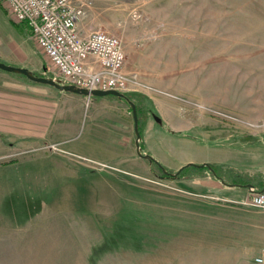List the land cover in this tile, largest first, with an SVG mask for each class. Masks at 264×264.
Masks as SVG:
<instances>
[{"label":"rangeland","instance_id":"rangeland-1","mask_svg":"<svg viewBox=\"0 0 264 264\" xmlns=\"http://www.w3.org/2000/svg\"><path fill=\"white\" fill-rule=\"evenodd\" d=\"M85 1H89L88 8L80 29L101 28L122 39L124 72L132 88L125 92L132 97L91 95L81 100L82 94L7 71L9 84L3 83L0 92L13 89L30 94L28 116L35 130L44 125V118L48 130L68 128L67 134L51 133L47 140L86 142L91 137H107L113 145L125 135L137 151L129 101H138L145 113L153 111L163 120L156 122L153 145L162 156L160 163L172 173L194 158V162L208 160L242 174L264 176V0ZM0 49H9V61L1 53L0 61L63 82L6 0H0ZM20 82L31 88L13 86ZM6 103L0 99L3 124L9 123ZM121 120L128 121V130ZM18 141L0 131V223L9 222L10 216L22 220L36 204L52 198L47 194L68 183L85 186L88 182L95 190L87 197L86 207L81 205L72 213L76 221L85 216L88 225L91 221L88 240L94 243L83 244L77 235L85 258L74 260L75 252L68 247L73 243L61 242L57 257L39 264H207L213 261L214 245L204 243L205 235L216 217L202 212L205 204L234 205V198L248 192L245 187L228 189V184L219 181H213L214 185L210 173L196 179L162 178L144 157L126 164L76 158V169L99 173L90 182L72 175L64 164L59 167L40 158L43 151H20L28 142ZM9 142L15 149H9ZM204 188L210 189L209 195L203 193ZM98 189L104 194H97ZM222 191L228 197L219 200L216 196ZM220 209L222 216L229 213ZM73 223L65 221L75 231ZM5 230L0 229V252L8 245L1 237ZM2 255L0 264H36L2 259Z\"/></svg>","mask_w":264,"mask_h":264},{"label":"crops","instance_id":"crops-1","mask_svg":"<svg viewBox=\"0 0 264 264\" xmlns=\"http://www.w3.org/2000/svg\"><path fill=\"white\" fill-rule=\"evenodd\" d=\"M29 31L32 35L30 28ZM34 42H36L35 39ZM0 53L7 61H9V49H0ZM2 55L1 57H3ZM11 56L12 59H18V57H15V55L11 54ZM7 74L9 75L7 71L0 69V86L3 85V83L9 84V76ZM13 86L23 90L27 89V91L31 88L30 85H26L22 82L16 84L13 83ZM10 89H12V87ZM146 95H148L149 100L153 99V96L149 93ZM79 96H84L81 100L88 98L83 94ZM113 96H115L113 98L119 99L118 96ZM0 99L9 103L4 104V106L9 107V123H0V131L9 132V135L19 140L18 142H28V144L24 146V149L20 151H29L33 149L43 151L44 155L40 156V158L49 160L59 167H61L62 164L66 165L67 169L69 168V170L74 172L72 175L75 177L79 176L81 179L91 182L93 180V176L95 174H99L88 172V169L86 168H79L81 170L76 169V167H74L76 166L74 165L76 158L87 159L94 163L102 162L105 164L109 161H113L118 164H126L132 163L133 159L142 157L140 154L138 155V149L137 151H134L133 143L130 141L131 138L125 135L122 136V141H117L113 145L107 143V137H91L86 142H70L66 138H51L47 140L48 135L51 133H57L60 136L67 134V126L59 127L57 130H48L45 124L47 122L43 118L44 125L38 126L39 129L35 130L36 126L30 124V118L28 116L29 111L27 105L29 101L33 99L28 92H18L12 89L9 91L0 92ZM36 101L46 104L42 102L40 98H37ZM98 104L99 103H97V105ZM157 121L163 122V120L161 121L157 119V116L153 111H149L145 118V127L142 135L143 149L141 150L144 153L151 154L155 159H158V161L161 162L163 161L162 156H160V154L155 150V146L153 145ZM102 122L105 123L103 120ZM118 122H121L125 126L123 127L128 130L129 125L127 120H121ZM75 131H77V129L73 130V132ZM104 139L106 140L105 142L103 141ZM97 141H101V143H97ZM49 143H59L60 149L58 151L50 150L48 148L46 149V147L50 145ZM134 144L136 145V138ZM14 147L16 146L9 142V149L13 150L15 149ZM164 147L166 148V146ZM132 148L133 151H131ZM194 160V158H189L180 165L183 166L189 162H194ZM200 161L195 163L209 162L208 160ZM206 173L209 172L206 171L202 175H205ZM59 175L60 174L57 173L56 176ZM196 177L198 178V176H195L188 177L187 179H196ZM208 178L214 185L217 184L214 182H222L219 179L211 176ZM87 183L88 182H86V184ZM80 184L81 183L77 181L70 184L68 183L63 187L61 186L57 188L55 191H53V193L51 192L50 194H47L52 198L43 204H36L35 208H33V211L27 214L22 220H15L10 216L9 222H1L0 229H6L2 232V234L5 232L4 236L2 235L1 237L2 239L5 238L4 245L8 244L5 245L1 250L0 254H4L1 256V258H20L28 260V262H36V264H39V261L46 260L47 258L54 259L57 257V255L61 252V242H66L74 244H72V246L71 244L68 246L70 250L73 249L75 252L74 260L84 259L85 256L83 253L84 251H82L83 249L77 246L79 241V237H77V235H80L83 244L88 243L89 241L94 243L93 239L88 240L91 237V221L88 225V219L86 216L80 221H76V218L72 215V213L78 212V208L81 205H85L86 207L88 200L87 197L94 195L93 192H95V190L92 186H89V184H84L85 186ZM239 187L240 186L236 185H227L226 188L235 189ZM245 189L248 191L247 195L240 199L234 198L236 199V202H233L234 205L229 206L226 203L205 204L207 207L205 206L206 208H203L202 212H204V214H212L214 217H216L214 218V221H212L214 223L213 226L208 228L209 235H205L204 243H212L214 245L213 261L207 264H257L255 262V257L261 253H264V207H256L251 204L249 201V189L248 187H245ZM202 190L204 194H207L206 192L210 191V189L207 188ZM188 191L191 192L193 190L189 189ZM96 192L97 194L100 193L103 195V192L105 191L98 189ZM220 194L221 196H216V198L219 200H221V198L228 197L226 195L228 194L226 191H222ZM42 195L45 196L44 193ZM78 196L81 198H78ZM89 205L88 207L90 208V211H92L93 208L91 205ZM220 208L226 209L229 211V213L222 216L220 214L221 212L218 211ZM63 212L68 214L63 216ZM65 221H69L71 224L74 222L73 224H75V231L68 228L72 225L70 224L67 226ZM83 224H86L87 229H85V226L83 227ZM81 228L84 229L82 230Z\"/></svg>","mask_w":264,"mask_h":264},{"label":"built area","instance_id":"built-area-1","mask_svg":"<svg viewBox=\"0 0 264 264\" xmlns=\"http://www.w3.org/2000/svg\"><path fill=\"white\" fill-rule=\"evenodd\" d=\"M18 21L25 22L56 74L65 83L87 89L129 91L130 78L124 72L126 52L122 39L96 28H80L88 2L85 0H6ZM47 147L60 149L59 143ZM250 203L264 207V191L249 188ZM264 264V253L255 257Z\"/></svg>","mask_w":264,"mask_h":264},{"label":"trees","instance_id":"trees-1","mask_svg":"<svg viewBox=\"0 0 264 264\" xmlns=\"http://www.w3.org/2000/svg\"><path fill=\"white\" fill-rule=\"evenodd\" d=\"M129 92H125V95L129 97H132ZM119 97V96H118ZM119 98H125L127 97H119ZM137 105V111L139 116V130L141 134L143 135L144 127H145V118L147 116V112L145 113L142 110V104L140 102H136ZM154 114H157L154 112ZM141 149H143V143L141 139ZM148 162L154 171V173L162 178H176L181 179L183 177H195L198 175L204 174V172H209L212 176L219 179L225 184L228 185H236L240 187H248L247 185L252 183L257 190L264 191V176L261 175H246L239 173L238 171H235L232 169V167H228L224 164L220 163H210L212 166V169L207 166H196V165H189L182 167L176 175H173L171 170L167 169L163 164H161L158 160H156L154 157L147 158Z\"/></svg>","mask_w":264,"mask_h":264},{"label":"water","instance_id":"water-1","mask_svg":"<svg viewBox=\"0 0 264 264\" xmlns=\"http://www.w3.org/2000/svg\"><path fill=\"white\" fill-rule=\"evenodd\" d=\"M0 69H3V70L8 71V72L21 73V74H24L26 77H28L32 81L40 82V83H46V84H51V85H54V86L58 87L61 90L73 91V92H76V93H79V94H83V95H86V96H91V95H95V96L116 95V96H119V97H124L125 96L128 99V96H126L125 92H123V91H119V90H116V89H109V90L92 89V90H90V89H87V88L78 87L75 84L62 82L61 80H58L57 78H52V77H47V76L35 74L33 71H31L27 67L17 66V65H13V64H8V63L2 62V61H0ZM129 103H130V105L132 107V113H133V117H134V128H135V134H136V146H137L138 152H139V154L142 157L151 158V157H153L151 154L144 153L141 150L140 143H141V139H142V134H141V132L139 130V116H138L136 103L134 101H132V100H130ZM159 118L160 117L157 116V119H159ZM189 165L207 166V167L212 169V166H211V164L209 162H203V163L189 162V163L181 166L180 169L182 167H184V166H189ZM177 172H174L172 174L176 175ZM247 186L250 188L251 186H254V185L252 183H250Z\"/></svg>","mask_w":264,"mask_h":264}]
</instances>
